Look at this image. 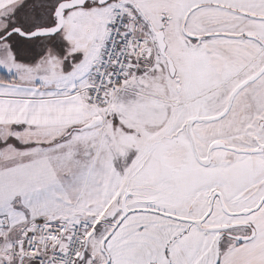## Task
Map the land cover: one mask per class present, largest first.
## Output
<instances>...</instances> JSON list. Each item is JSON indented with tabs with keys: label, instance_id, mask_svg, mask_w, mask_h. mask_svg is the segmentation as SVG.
<instances>
[{
	"label": "snow or ice",
	"instance_id": "1",
	"mask_svg": "<svg viewBox=\"0 0 264 264\" xmlns=\"http://www.w3.org/2000/svg\"><path fill=\"white\" fill-rule=\"evenodd\" d=\"M0 264H264V0H0Z\"/></svg>",
	"mask_w": 264,
	"mask_h": 264
}]
</instances>
